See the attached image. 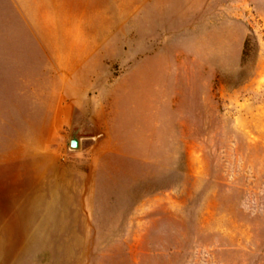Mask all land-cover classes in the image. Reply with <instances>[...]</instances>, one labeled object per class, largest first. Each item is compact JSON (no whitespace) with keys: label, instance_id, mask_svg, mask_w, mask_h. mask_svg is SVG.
<instances>
[{"label":"rangeland","instance_id":"rangeland-1","mask_svg":"<svg viewBox=\"0 0 264 264\" xmlns=\"http://www.w3.org/2000/svg\"><path fill=\"white\" fill-rule=\"evenodd\" d=\"M0 264H264V0H0Z\"/></svg>","mask_w":264,"mask_h":264},{"label":"water","instance_id":"water-1","mask_svg":"<svg viewBox=\"0 0 264 264\" xmlns=\"http://www.w3.org/2000/svg\"><path fill=\"white\" fill-rule=\"evenodd\" d=\"M70 146H71V149H73V150H77V149L79 148V140H78L76 137H74V138L71 140V144H70Z\"/></svg>","mask_w":264,"mask_h":264}]
</instances>
